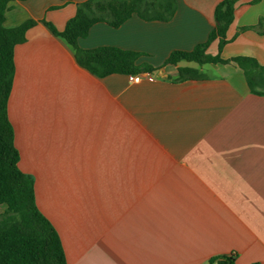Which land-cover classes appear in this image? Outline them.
Segmentation results:
<instances>
[{
	"label": "crops",
	"instance_id": "crops-1",
	"mask_svg": "<svg viewBox=\"0 0 264 264\" xmlns=\"http://www.w3.org/2000/svg\"><path fill=\"white\" fill-rule=\"evenodd\" d=\"M84 1L11 0L5 19L36 21L15 47L8 113L19 167L67 263L264 264V95L233 62L166 63L208 40L222 0H176L169 21L135 14L79 39L140 52L138 63L155 67L141 82L93 74L46 25L63 31ZM227 39L206 54L264 65V0L237 2ZM180 67L206 77L179 80Z\"/></svg>",
	"mask_w": 264,
	"mask_h": 264
},
{
	"label": "trees",
	"instance_id": "trees-1",
	"mask_svg": "<svg viewBox=\"0 0 264 264\" xmlns=\"http://www.w3.org/2000/svg\"><path fill=\"white\" fill-rule=\"evenodd\" d=\"M69 1V0H68ZM239 0H222L215 9L216 27L207 41L191 51L176 50L166 60L178 64L182 60L205 63H236L244 72L251 92L264 95V65L251 56L223 59L206 54L211 42L219 38L220 52L229 42L227 32L235 20ZM11 0H0V264H68L61 237L50 219L37 204L35 180L19 167L20 153L15 145V131L9 118L8 105L15 78V47L27 39V31L36 24L29 19L7 27L6 11ZM176 0H86L78 5L76 15L63 31L45 22L51 31L63 38L74 50L79 64L99 77L115 73H152L151 64H139L138 51L115 46L85 49L79 39L89 34L92 26L106 22L120 27L137 14L152 21H169L177 11ZM205 74L194 67H180L179 80L204 78ZM210 264H236L234 256L214 257ZM260 264V263H254Z\"/></svg>",
	"mask_w": 264,
	"mask_h": 264
},
{
	"label": "built area",
	"instance_id": "built-area-1",
	"mask_svg": "<svg viewBox=\"0 0 264 264\" xmlns=\"http://www.w3.org/2000/svg\"><path fill=\"white\" fill-rule=\"evenodd\" d=\"M130 78L134 82H141L144 78H147L149 80H153L154 76L149 72H142L139 74L131 75Z\"/></svg>",
	"mask_w": 264,
	"mask_h": 264
}]
</instances>
